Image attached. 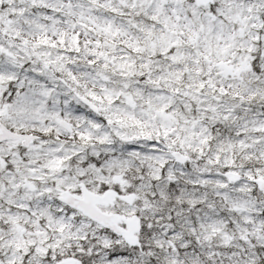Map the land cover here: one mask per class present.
Returning a JSON list of instances; mask_svg holds the SVG:
<instances>
[{
	"label": "snow or ice",
	"instance_id": "snow-or-ice-1",
	"mask_svg": "<svg viewBox=\"0 0 264 264\" xmlns=\"http://www.w3.org/2000/svg\"><path fill=\"white\" fill-rule=\"evenodd\" d=\"M0 264H264V0H0Z\"/></svg>",
	"mask_w": 264,
	"mask_h": 264
}]
</instances>
